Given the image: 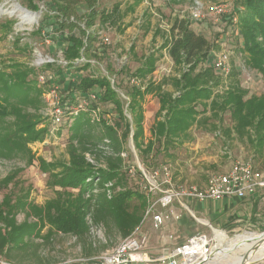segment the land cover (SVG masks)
<instances>
[{
	"label": "trees",
	"instance_id": "obj_1",
	"mask_svg": "<svg viewBox=\"0 0 264 264\" xmlns=\"http://www.w3.org/2000/svg\"><path fill=\"white\" fill-rule=\"evenodd\" d=\"M24 1L28 10H38L34 0ZM95 1L48 0L54 12L50 26L63 32L59 39L56 38V45L64 44L61 48L63 58L68 62L66 69L76 71L89 66L87 63L73 62L88 55L90 44L95 38L87 30L94 25L96 17L101 25L115 23L113 17L118 6L110 12L96 11ZM139 1L136 0V3ZM239 3L242 7L236 14L239 24L237 30L241 38L238 49L244 55L246 66L255 70L264 81V0H241ZM130 9L133 10L132 7ZM79 21L83 22L84 27L79 25ZM164 46L178 68L179 76L164 78L158 83L149 80L144 83V89L141 86L131 89L128 104L131 121L124 114L122 101L106 77L84 76L75 84L81 93L103 89L100 101L111 104L115 109V127L102 122L103 134L95 136L91 132L92 125L87 113H80L74 119L66 149L68 160L46 162L40 158L37 161L40 171L49 173V187L59 189L55 191V197L44 205L38 206L28 200L27 193L20 196L3 194L0 199V257L13 261L17 251L37 247L35 240L49 242L54 234H61L74 237L83 248V256L91 261L97 252L89 240L92 225L103 226L105 233L113 229L121 238L131 235L141 225L147 206L144 193L124 187L128 175L123 171V161L119 154L131 132L133 145L142 155H148L156 142L158 148L170 156V148L189 140V129L194 124L207 123L211 118L220 121L221 114L227 111L232 128L225 129V132L229 134L232 130L237 137L245 139L258 153L264 167V93L247 96V91L238 83L220 92L216 91L221 86L222 78L213 67L203 66L210 52V43L202 35L193 32L186 19L174 20ZM156 60L153 54L145 56L132 77L141 81L146 79L153 72ZM11 67L13 70L10 74L0 71V92L5 93L0 96V157L10 158L23 153L26 165L29 166L34 163V156L28 145L41 141L46 133V129L36 130L40 122L36 113L37 101L29 95L33 91L37 99L40 87H25L31 80L34 83L33 77H27L31 73L37 75L39 69H28L19 64ZM56 69L59 70V66ZM231 74L236 75L237 71L233 69ZM165 84H170L178 95L173 96L172 92L164 90ZM145 94L156 95L159 103L150 127L152 139L146 143L140 105ZM11 96L16 98L15 103L9 101ZM198 106L202 107L201 111L197 110ZM27 107H32L35 113H29ZM207 111L210 113L208 117L198 118ZM211 125L216 127L215 124ZM101 147L111 149L113 154H105V168L100 167L94 173L86 163L84 154ZM53 168L59 171L50 173ZM19 171L21 169L0 179V191L7 189ZM108 182L112 183L110 197L106 195L108 189L105 185ZM20 213L24 215V220L18 223L16 216Z\"/></svg>",
	"mask_w": 264,
	"mask_h": 264
},
{
	"label": "rangeland",
	"instance_id": "obj_2",
	"mask_svg": "<svg viewBox=\"0 0 264 264\" xmlns=\"http://www.w3.org/2000/svg\"><path fill=\"white\" fill-rule=\"evenodd\" d=\"M135 1L96 0L94 3L96 11L104 10L109 12L113 7L118 6V11L113 17L115 24L101 25L99 18L96 17L94 25L87 30V33L95 38L91 42L88 55H83L88 61L83 57L75 61V64H86L88 62L89 66L84 69L80 68L81 70L77 69L76 72H74L75 70L65 69L66 73H74L73 76H76L75 74L78 73L77 75H80V77L108 75L110 78H114L112 88L117 91V95L121 99L123 106L129 101L131 89L140 86V83L136 84L133 82L134 78L132 77V73L139 67L145 56L153 54L157 58L154 72L148 76L150 80L161 81L168 77H178V68L175 67L169 57L167 49L164 46V41L167 38L166 30H168V25L174 20L171 16L172 11L174 10L177 16L179 14L186 17L189 13L188 9L190 6V3L187 1L174 2L176 0H166L163 1L164 4H161L159 2L162 1L159 0L157 3L160 5L155 7L156 16L153 17L149 12H146L147 10L141 3H135ZM199 1L207 6L213 4L225 6L229 13L226 18L228 20H225L224 24L220 22H222L225 16L220 18L219 23L221 25L214 23L209 25L205 33L203 32L210 43V54L213 52L215 54L226 52L228 55L229 72L224 78L220 76L222 78V86L218 90H223L232 84L238 83L240 87L247 91V96H259L263 94L264 81L255 70L249 69L246 66L244 55L238 49L241 45L239 38L235 31L229 28L230 20L235 17L237 18V10L242 7L239 3L241 0ZM34 2L37 5V11L28 10L26 8L27 3L24 0H0V71L4 73L10 74L13 70L11 66L15 64H19L28 69L39 65L40 68L37 74L46 73L50 69L52 71L53 68L57 67L55 64L67 65L60 52H53V56L49 53L48 45L51 42V36L42 33L46 29V26L50 25V20L54 19L51 18L54 16V12L50 9L48 0H34ZM131 7H133V10L130 9ZM21 10L33 14L35 16L34 19H22L20 17ZM207 21L209 20L205 22ZM79 25L84 27L81 21H79ZM42 26L45 28L43 27L44 29H41ZM237 27L239 30L238 19ZM105 37L109 41L107 44L102 41ZM47 56L56 62L51 63V61L46 64L44 61H46ZM208 65L210 66L211 62L205 63L203 66ZM233 69L237 71L236 75L231 74ZM32 77L34 83L31 80L25 87H30L31 89H35V87L38 89V86L40 87V96L37 99L33 91L29 95L37 101L35 104L37 107L36 113L39 116L40 122L37 123L36 130L46 129V133L41 141H35L28 145L34 156L33 164L26 165V158L23 153H19L18 156H12L10 158L0 157V179L11 173H15L17 169H21V171L17 172L7 189L0 191V199L6 193H12L13 196H20L27 193L28 200L38 206H42L46 201L53 199L55 197V191L59 189L49 187V173L41 172L37 161L42 158L46 162H66L68 160L66 149L71 125L74 121L73 117L87 111L78 110L76 114L73 113L72 109L67 106L69 104H66L72 99L69 100L64 95V91L60 89L62 84H58L59 81L56 76H54L56 78L54 82L55 86L52 87L54 89L53 93H51V90L49 91L48 86L38 82V75L31 73L27 78L31 79ZM163 88L174 92L170 84H165ZM4 95V92H0V96ZM9 101L15 103L16 98L11 96ZM72 101L76 104L75 106L83 102ZM52 102H57L63 109L62 123L59 126H53L51 124L50 111L53 109V106H51ZM140 105L143 115L144 143H146L151 139L149 128L154 122V115L158 109V100L155 95L147 94L140 101ZM111 107L108 103L101 104L100 112L103 111L105 113ZM26 109L29 113H35L32 107H27ZM80 109L83 108L81 107ZM197 110L201 111L202 107L198 106ZM97 113L98 111H96ZM96 114L94 116L95 119L98 118ZM126 115L131 121V114L127 113ZM205 115L209 116V112L206 114L201 113L199 118ZM99 117L100 119H104V116L99 115ZM220 119V121L213 119L208 123L194 124L189 129V140L170 148L168 151L170 156H166L158 148L156 142L148 155H142L133 146L131 136L128 137L120 152L124 169L122 170L128 175L124 187L142 192V189L138 186L140 182L139 178L142 177L141 170L145 173L151 172L160 165L166 164L168 165L167 169L170 179L172 178L171 185L173 187L196 185L202 187L210 174L227 171L231 164L238 160L250 161L257 170L264 171L261 158L254 148L245 139L237 137L232 130L229 134L225 132V129L232 128L229 112L222 113ZM6 120H10V118H6ZM107 120L109 119L106 117ZM93 121L97 122L95 120ZM112 123H114L113 118L109 124ZM211 123H215L216 127L213 128ZM91 125V132L95 136L103 134L104 130L101 125L92 122ZM105 154L111 155L113 152L109 148L101 147L92 153L84 154L86 163L92 167L94 173H97L96 170L102 165L105 168ZM129 170H133V177L128 173ZM58 171V168H53L50 170V173ZM189 206L193 209L191 202ZM174 210L181 215V218H184V220L187 219V222H169L161 229L155 230L152 228L150 218L147 217L140 225V231L148 236V247L145 252L150 260H155L158 257L159 253H161L160 249L166 246L163 243L167 241L169 235H173L174 237L173 240H168V243L171 241V244L168 245L171 249L176 244L185 242L191 235L204 234L211 239V250L214 249L220 259L243 256L246 253L252 255L264 249V240H262V236H264V233H262L264 231V214L252 222L254 226L247 225L245 221H242L237 227L229 225L223 227L217 224L214 226L211 225L212 230L205 221L197 225L192 221L189 213L177 204L174 206ZM193 211L196 212L197 216H201L196 208ZM216 219H219V217H216ZM16 220L18 223L22 222L24 215L21 213L18 214ZM215 231L222 232L226 240L219 243L215 236ZM45 232L46 228L43 230L44 234ZM250 235L258 240H252L249 237ZM121 239L123 238L119 237L113 229L105 233L103 226L92 225L89 231V240L97 252L91 257V261H88L83 256V248L74 237L54 234L49 242H42L40 239H37L35 240L38 244L37 247H29L25 251H17L15 254L16 258L13 261L0 257V264L1 262L3 264H37L39 262L44 264H103L102 255L114 248ZM259 242L260 244L258 245ZM141 264L157 263L151 261L142 262ZM247 264H264V257L254 262H247Z\"/></svg>",
	"mask_w": 264,
	"mask_h": 264
},
{
	"label": "built area",
	"instance_id": "obj_3",
	"mask_svg": "<svg viewBox=\"0 0 264 264\" xmlns=\"http://www.w3.org/2000/svg\"><path fill=\"white\" fill-rule=\"evenodd\" d=\"M159 1V0H156ZM166 1V0H161ZM187 1L190 3L188 14L194 23L202 24L206 20L219 23L220 18L229 15L225 6L210 5L207 6L199 0H176ZM230 27L238 34L237 18L230 20ZM103 43L107 44L108 38L102 39ZM46 64L53 63L55 60L46 57ZM56 62V61H55ZM62 62V61H61ZM215 69L224 78L229 72L228 55L226 52L215 54L214 58ZM35 68H40L39 65ZM38 82L45 85L47 80L46 73H38ZM51 78V77H50ZM49 86V91L53 93L54 89ZM91 99H95V95H90ZM73 113L78 110H85L88 106L87 101H83L80 105L73 101L67 102ZM74 104V105H72ZM53 109L50 111L51 124L59 126L62 123L63 109L58 103L52 102ZM83 109H80V108ZM64 108V107H63ZM95 114L93 115V117ZM95 118V117H94ZM101 167H104L103 165ZM128 173L133 177V170ZM141 178L138 186L142 189L147 199V206L144 217H149L152 223V228L159 230L169 222H178L181 220V215L174 210V204L178 203L181 208L187 210L183 199H193L199 203L210 201H220L223 199H242L255 193L260 189H264V173L257 170L250 161L238 160L231 164L230 168L224 173H212L207 179L203 188L196 186L173 187L171 184L170 175L166 165H160L151 172L141 170ZM106 195L110 197V188L112 183L105 185ZM141 222V224H142ZM167 239H171L168 237ZM211 239L204 234H194L185 242L172 247H162L161 253L155 260H150L145 252L148 247V236L140 231V226L137 227L131 235L121 239L118 244L110 251L102 255L103 264H141L142 262L154 261L157 264H194L205 259L211 253ZM163 245H165L163 243ZM1 264H3L1 262Z\"/></svg>",
	"mask_w": 264,
	"mask_h": 264
},
{
	"label": "crops",
	"instance_id": "obj_4",
	"mask_svg": "<svg viewBox=\"0 0 264 264\" xmlns=\"http://www.w3.org/2000/svg\"><path fill=\"white\" fill-rule=\"evenodd\" d=\"M157 2L158 1H156V0H140L138 3H141V5L147 10L146 12H149V14H151L153 17H155L156 16V11H155L156 8L155 7L159 6L160 5L159 3L164 4V2H159V3H157ZM174 2H178V1H174ZM135 3H136V1H135ZM183 4L186 5L185 3H183ZM171 16L174 18V20L175 19H178V20L186 19L189 22L190 29L193 32H195L196 34L202 35L205 38H206V36L204 34L205 31L208 29L209 25L213 24L212 22H209V21L203 22L202 24L194 23V22L191 21L189 14H187L186 17L183 16V15H179V14L177 16L175 14L174 10L172 11ZM226 18L227 17L223 18L222 22H220V23L224 24V21L228 20ZM174 20H173V22H174ZM173 22L170 25H168V30H166L167 33L169 32V29L171 28ZM220 23L218 25H221ZM107 25H109V24L107 23ZM110 25H112V24H110ZM229 28L231 29L230 26H229ZM41 29H39V31H41ZM42 33L43 34H47L48 36L49 35L51 36V42L48 45L49 53L52 55L53 52L56 53V51H58V52L61 53V56H63L62 55L61 46H64V44L61 43L60 45H56L57 44V42H56L57 39L56 38L59 39V36L63 32H58L55 29H53L52 26L47 25L46 29H44L42 31ZM64 33H66V32H64ZM71 33L73 34L74 32L71 31ZM236 35L239 38V42L241 43V38L239 37V34H236ZM53 50H55V51H53ZM209 55H208L206 63L211 62L210 66L213 67V69L215 71V66H214L215 53L213 52V53L210 54V52H209ZM81 57H83V56H81ZM83 58L86 61H88V59H86L85 57H83ZM79 59H75L73 63L75 64V61H78ZM142 61H143V59H142ZM66 63H68V62L66 61ZM86 63L89 64L88 62H86ZM76 64H81V63H76ZM141 64H142V62H141ZM55 65H57V67L59 66V70L55 69L56 68L55 67L52 70L53 72L51 71V69L46 71L47 80H46V84L45 85L48 86V88H49V86H53V84H54V82L56 80V78H54V76H56L57 80L59 81L58 84L59 85L62 84L60 89H62V91H64L63 92L64 95H66L69 100L72 99V100H75L77 102L87 101L88 107L85 109L87 111L85 113L88 114L90 122L95 123V124H99V125L102 122H104L105 125L115 127V120L117 119V115H116V112H115V109L113 108V106L110 104L112 107L109 108V110H107L105 113L103 111L100 112V105L101 104H105V103H102L100 101V98L102 97L103 92H104L103 89H93V90H89L87 93H81L76 88L75 84H77L79 79H81L82 77H80V75H77L78 73L75 74L78 77L73 76L74 73H72V72H67L66 73L65 69H66L67 65H65V66H63V64H55ZM74 72H76V71H74ZM153 72H154V70H153ZM216 73H217V75L221 76V74L217 70H216ZM151 74H149V75H151ZM148 76L146 77V79H144L142 81H141V79L133 77L134 78L133 82L136 83V84L140 83L141 89H144V83L148 82L150 80V78H148ZM103 77L107 78V80L109 81V83L111 85V88H112V85L114 83V78H110L108 75H105ZM150 81L155 82V83L160 82V81H153V80H150ZM221 86H222V83H221ZM221 86H219V87H221ZM219 87L216 89V91L220 92L221 90H218ZM225 89H227V88H225ZM166 91H168V90H166ZM115 92L117 93V91H115ZM169 92H171V91H169ZM172 93H173V96L178 95V92H172ZM90 95H95V99H91ZM145 95H147V94H145ZM145 95L143 97H145ZM152 95H154V94H152ZM128 104H129V101L127 102V104L125 106H123V112H124L125 115L127 113H129ZM158 108H159V103H158ZM96 111H98L97 114H96ZM207 112H205V114ZM92 113L96 114L98 116V118L95 119L92 116ZM79 114H77L75 117H73V119H75ZM99 115L104 116V119H100ZM209 115H210V113H209ZM106 117L109 120L106 121ZM115 117H116V119H115ZM126 117H127V115H126ZM204 117H208V116L205 115ZM112 118H113L114 123L109 124V123H111V119ZM198 118H199V116H198ZM213 119L214 118H211L208 122H210ZM93 120H95L97 122H94ZM211 124H215V123H211ZM142 128H143V126H142ZM149 134H150V128H149ZM130 136H131V140H132V132L130 133L129 137ZM150 138L152 139L151 134H150ZM104 142L108 143L107 140H104ZM166 166H168V165L166 164ZM101 168H104V167H101ZM224 172H226V171H224ZM224 172H221V173H224ZM261 172L264 173V171H261ZM171 177H172V175H171ZM171 181H172V178H171ZM204 186H205V184H204ZM204 186L200 187V186L196 185V187H199V188H203ZM190 202L192 203L193 209L196 208V210L200 212V215H201L200 217L196 215V212H194L192 208H190V206H189ZM182 203L186 205L187 210H185V211L187 213H189V215L192 218V221H194L197 225H200L199 223H203V221H205V223L209 224V227H211V228H212L211 225L214 226L215 224H217L219 226L222 225L223 227H227V225L232 226V227H237L240 222L245 221V223H247V225H253L254 226V224H252V222L256 221L257 219H259V217L261 215L264 214V205H263L264 204V189H260V190L256 191L255 193H253L251 195H248L247 197L242 198V199H236V198L235 199L234 198L229 199L228 198V199H223V200H220V201H210V202H206V203H199V202H196L195 200L190 198V199H183ZM176 204L180 207V205L178 203H175L174 206ZM216 217H219V219H216ZM179 222H181V223L182 222H187V219L184 220V218H181V220ZM212 230H213V228H212ZM168 237H171L172 240L174 239L173 235H169ZM168 240H170V239H167V241L164 242V244L166 246L171 244V241H169V243H168ZM177 245H179V244H176L175 246H177ZM160 252H161V249H160Z\"/></svg>",
	"mask_w": 264,
	"mask_h": 264
},
{
	"label": "bare ground",
	"instance_id": "obj_5",
	"mask_svg": "<svg viewBox=\"0 0 264 264\" xmlns=\"http://www.w3.org/2000/svg\"><path fill=\"white\" fill-rule=\"evenodd\" d=\"M20 17L22 19H34V15L30 14L27 11L21 10L20 12ZM215 236L218 239L219 243H222L226 240L225 235L222 232L219 231H215ZM252 240H258L255 237H252L251 235L249 236ZM262 240H264V236H262ZM264 257V249H262L261 251L254 253L252 255H248L245 264H247V262H254L256 260H259L261 258ZM241 258L242 256H234L231 258H227V259H220L219 255H217V253H215V250H212V254L210 256V258L204 262L203 264H240L241 262Z\"/></svg>",
	"mask_w": 264,
	"mask_h": 264
},
{
	"label": "water",
	"instance_id": "obj_6",
	"mask_svg": "<svg viewBox=\"0 0 264 264\" xmlns=\"http://www.w3.org/2000/svg\"><path fill=\"white\" fill-rule=\"evenodd\" d=\"M262 233H264V231H263ZM259 244H260V242L258 243V245H259ZM258 245H257V246H258ZM257 246H256V247H257ZM256 247H255V248H256ZM211 254H212V251H211V253H210L205 259L200 260V261H198V262H195L194 264H203L204 262H206V261L210 258ZM247 257H248V254H247V253L244 254V255L242 256V258H241V262H240V264H245V261H246Z\"/></svg>",
	"mask_w": 264,
	"mask_h": 264
}]
</instances>
